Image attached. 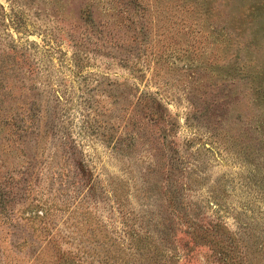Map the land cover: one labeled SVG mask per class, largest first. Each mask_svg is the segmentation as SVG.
<instances>
[{
  "label": "rangeland",
  "instance_id": "rangeland-1",
  "mask_svg": "<svg viewBox=\"0 0 264 264\" xmlns=\"http://www.w3.org/2000/svg\"><path fill=\"white\" fill-rule=\"evenodd\" d=\"M0 87V264H264V0H0Z\"/></svg>",
  "mask_w": 264,
  "mask_h": 264
},
{
  "label": "trees",
  "instance_id": "trees-1",
  "mask_svg": "<svg viewBox=\"0 0 264 264\" xmlns=\"http://www.w3.org/2000/svg\"><path fill=\"white\" fill-rule=\"evenodd\" d=\"M1 82H3L2 79H1ZM5 83L6 82H4V84ZM56 96H58L57 93H56ZM11 116H12V114H3L2 112H0V122H2V124L7 123L10 126L11 130H13L14 132L16 131L15 133L17 134L18 137H21L23 135V133L25 134L29 131L30 124L32 123V121H31L32 115L30 114V112H27L25 114V116L19 117V115H17V118L20 119V121H22V123H16L15 119H13ZM23 123H25V124H23ZM2 177H3L2 180L4 182L2 181L3 183L2 182L0 183V201H2V204H3L4 202L6 203L10 198H12L13 193L12 192L10 193L9 185L13 184V186H14V183L17 182V179L14 180V178H12L10 175H3ZM3 206H4V204H3ZM124 231L126 233V237H129L130 233L132 232L131 230H129V235H128L126 228L124 229ZM204 231L208 232V234L212 233L211 230H209V229H205ZM43 237H44L43 239H45V240L47 239L46 242L51 241V239L53 240V238H51V236L43 235ZM145 237H148V236H145ZM129 242H130V240H129ZM153 243H154V247L156 250H158L159 248L161 250V246L158 247L155 242H153ZM130 244H131V242L129 243V245ZM128 247H130V246H128ZM133 248L137 249V248H139V246H134ZM139 250L141 251V249H139ZM213 250H215V249L213 248ZM63 252L64 251L61 248H59V247L55 248L53 260H55L56 264H75L76 263L75 261H77V260H74L75 258H73V256H67ZM158 252H159V250H158ZM222 252H223V249L219 248L217 253H222ZM130 253L132 254V251ZM105 255H107V254H105ZM166 255H167V253L165 251H162L161 256L159 257L157 262H156V259H154L155 264H159L160 261H161V264H171L170 261H166V257H165ZM69 257H72V258H69ZM137 259L140 260V258H137ZM218 259H219V257H218ZM104 260L108 261L107 257H104ZM114 261L112 259V261H110L109 263L110 264H119L116 262L117 260H114ZM76 264H78V263H76ZM79 264H81V262H79Z\"/></svg>",
  "mask_w": 264,
  "mask_h": 264
}]
</instances>
